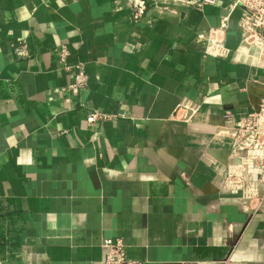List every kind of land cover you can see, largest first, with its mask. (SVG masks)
Here are the masks:
<instances>
[{"label": "crops", "instance_id": "crops-1", "mask_svg": "<svg viewBox=\"0 0 264 264\" xmlns=\"http://www.w3.org/2000/svg\"><path fill=\"white\" fill-rule=\"evenodd\" d=\"M135 1L0 0V264H102L107 238L143 264H264V214L218 182L264 97L245 9L157 0L136 20Z\"/></svg>", "mask_w": 264, "mask_h": 264}, {"label": "built area", "instance_id": "built-area-1", "mask_svg": "<svg viewBox=\"0 0 264 264\" xmlns=\"http://www.w3.org/2000/svg\"><path fill=\"white\" fill-rule=\"evenodd\" d=\"M155 1L157 0H136L133 3L134 18L140 19ZM217 2L218 0H203L204 4L210 5ZM238 5L243 6L246 12L243 23L244 40L251 46L258 47L261 57L264 58V0H237L235 6ZM229 19V15L222 18L221 30L227 29ZM206 50L215 55H222L225 48L222 41L211 36L207 39ZM58 53L66 69L73 74L70 88L85 89L88 76L83 65H68L69 50L65 46ZM198 109L195 104H185L180 108L178 115L183 119H191ZM104 117L93 113L88 117V122L94 123L98 118ZM218 182L225 192L236 195L237 205L249 218L264 214V97L254 105L253 111L239 126L235 147L228 158L227 173L223 178H219ZM102 247L105 252L102 264H143L139 259L128 255L127 244L122 238H107Z\"/></svg>", "mask_w": 264, "mask_h": 264}]
</instances>
